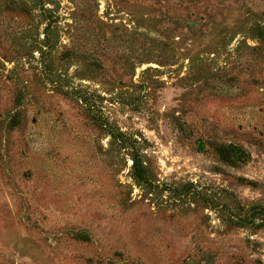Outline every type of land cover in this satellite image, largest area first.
Returning <instances> with one entry per match:
<instances>
[{
    "label": "rangeland",
    "instance_id": "1",
    "mask_svg": "<svg viewBox=\"0 0 264 264\" xmlns=\"http://www.w3.org/2000/svg\"><path fill=\"white\" fill-rule=\"evenodd\" d=\"M0 264H264V0H0Z\"/></svg>",
    "mask_w": 264,
    "mask_h": 264
},
{
    "label": "trees",
    "instance_id": "2",
    "mask_svg": "<svg viewBox=\"0 0 264 264\" xmlns=\"http://www.w3.org/2000/svg\"><path fill=\"white\" fill-rule=\"evenodd\" d=\"M226 151H227V153H228V156L231 158V156L232 155H234V153H236V151L235 150H233L232 148H230V147H227L226 146ZM133 166H134V170H135V172H136V174L138 175V176H140V177H142V176H144L143 174H144V169H143V167H142V165H141V162H140V159L138 158V157H134V159H133Z\"/></svg>",
    "mask_w": 264,
    "mask_h": 264
}]
</instances>
